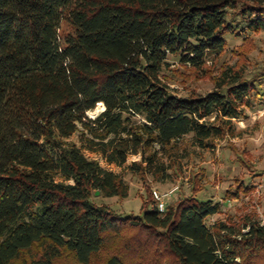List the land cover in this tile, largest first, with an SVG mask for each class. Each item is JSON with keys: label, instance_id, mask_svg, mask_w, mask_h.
Here are the masks:
<instances>
[{"label": "trees", "instance_id": "trees-1", "mask_svg": "<svg viewBox=\"0 0 264 264\" xmlns=\"http://www.w3.org/2000/svg\"><path fill=\"white\" fill-rule=\"evenodd\" d=\"M260 30L264 0H0V264L35 247L24 264L64 253L89 264L109 245L105 264H255L264 226L208 224L221 208L212 199L159 213L151 196L137 216L97 205L95 191L122 200L129 186L83 151L119 169L139 156L127 170L167 179L161 157L180 139L213 148L256 106L262 78L228 69L213 91L179 96L162 69L169 57L200 69L225 35Z\"/></svg>", "mask_w": 264, "mask_h": 264}, {"label": "rangeland", "instance_id": "rangeland-1", "mask_svg": "<svg viewBox=\"0 0 264 264\" xmlns=\"http://www.w3.org/2000/svg\"><path fill=\"white\" fill-rule=\"evenodd\" d=\"M69 31L66 24H62L60 33ZM223 38L226 40L224 49L217 54H208L200 69L182 65L176 58L169 57L167 66L162 69L161 80L175 95L203 96L214 90L215 81L222 72L237 70L245 79L262 78L261 84L254 86L262 95L258 99L260 101L254 98L256 106L253 109L243 108L244 116L232 121L230 130L226 129L222 138L212 141L213 148L200 150L191 144L189 137L180 139L173 148H168L161 157L168 166L167 179L133 174L127 170L128 166L140 160L139 156L128 157L124 168L119 169L105 163L100 155L83 151L86 158L94 159L104 170L118 174L129 186L125 199L94 195L91 201L109 207L120 216H137L142 204L146 201L151 204L153 191L165 195L174 190L164 198V203L175 205L179 200L193 195L220 203V213L210 217L208 224L225 222L243 227L244 223L254 222L264 226V31L246 32L242 36L225 35ZM101 112L92 110L86 115L90 119ZM78 137L76 133L68 141L80 146ZM235 189L238 191L236 200L225 196ZM247 231L248 228L243 230ZM36 252L35 247L24 253L16 264L26 263ZM112 252L111 245L103 248L92 256L89 264H105ZM54 264L77 263L69 253H64ZM255 264H264V253L257 257Z\"/></svg>", "mask_w": 264, "mask_h": 264}, {"label": "built area", "instance_id": "built-area-1", "mask_svg": "<svg viewBox=\"0 0 264 264\" xmlns=\"http://www.w3.org/2000/svg\"><path fill=\"white\" fill-rule=\"evenodd\" d=\"M173 192H174V190H172V191H170L168 193H165V195L164 194L162 195V194H160V193H158L156 191L152 192V197H153V199L156 202V208H157L159 213H162L164 208H165L166 203H164V198L166 196L171 195Z\"/></svg>", "mask_w": 264, "mask_h": 264}, {"label": "water", "instance_id": "water-1", "mask_svg": "<svg viewBox=\"0 0 264 264\" xmlns=\"http://www.w3.org/2000/svg\"><path fill=\"white\" fill-rule=\"evenodd\" d=\"M102 106H103V105H102ZM104 109H105V107L103 106V110H102V112H104ZM94 195H95V196H98V195H99V192H98V191H95V192H94Z\"/></svg>", "mask_w": 264, "mask_h": 264}, {"label": "bare ground", "instance_id": "bare-ground-1", "mask_svg": "<svg viewBox=\"0 0 264 264\" xmlns=\"http://www.w3.org/2000/svg\"><path fill=\"white\" fill-rule=\"evenodd\" d=\"M102 111L103 110V106H99L97 109H96V112H99V111ZM88 114V113H87Z\"/></svg>", "mask_w": 264, "mask_h": 264}]
</instances>
